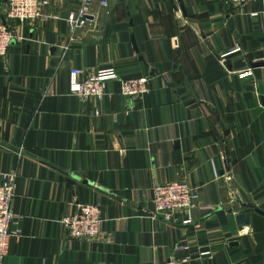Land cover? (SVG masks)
<instances>
[{
	"label": "crops",
	"instance_id": "obj_1",
	"mask_svg": "<svg viewBox=\"0 0 264 264\" xmlns=\"http://www.w3.org/2000/svg\"><path fill=\"white\" fill-rule=\"evenodd\" d=\"M48 1L60 20L17 25L0 60V182L14 176L20 218L5 264H157L176 246L186 264H264V217L249 207L264 212V2L106 0L72 38L81 0ZM73 69L148 77L150 90L129 100L112 81L82 100ZM178 180L198 192L191 224L153 217L155 186ZM80 204L101 206L97 240L59 223Z\"/></svg>",
	"mask_w": 264,
	"mask_h": 264
},
{
	"label": "built area",
	"instance_id": "obj_2",
	"mask_svg": "<svg viewBox=\"0 0 264 264\" xmlns=\"http://www.w3.org/2000/svg\"><path fill=\"white\" fill-rule=\"evenodd\" d=\"M227 1L240 11H243L249 3L264 2V0ZM7 4L8 8L3 16L4 22H0V60L7 56L13 42L18 38L17 25L60 20L59 14L45 13V8L49 6L48 0H7ZM96 5L103 8L109 6L106 0H81L78 9L68 13L65 20L72 38L88 27L89 17L93 15L92 10ZM259 14L258 12L251 15L257 18ZM240 51V46H236L230 54ZM112 81L120 83L122 96L129 100H139L150 90L148 77L122 79L114 69L97 72L73 69L69 75V92L82 100L92 98L101 100L106 94L107 84ZM16 192L14 176L5 175L0 182V264H5L11 238L19 233L13 232V226L20 220L12 209ZM197 200V190L184 180L159 184L153 190V217L167 223L182 221L183 224H191L193 212L197 208ZM59 223L70 240L83 242L97 240L101 235L103 224L101 206L99 204L77 205L75 214L64 217ZM188 251L187 246H176L168 260L157 264H186L191 261ZM208 255H210L209 252L201 253V257Z\"/></svg>",
	"mask_w": 264,
	"mask_h": 264
},
{
	"label": "water",
	"instance_id": "obj_3",
	"mask_svg": "<svg viewBox=\"0 0 264 264\" xmlns=\"http://www.w3.org/2000/svg\"><path fill=\"white\" fill-rule=\"evenodd\" d=\"M182 10H183V7H182ZM238 203L243 207H248L246 206L245 204H242L241 200L238 198ZM251 209H253L257 214L261 215L264 217V212L257 209L256 207L254 206H249ZM236 220H237V224L239 226V229L242 231L244 229V227L246 226H250L251 225V218L250 216L247 215L246 211H242L240 212L237 217H236Z\"/></svg>",
	"mask_w": 264,
	"mask_h": 264
}]
</instances>
